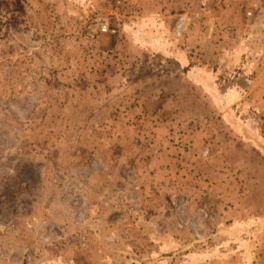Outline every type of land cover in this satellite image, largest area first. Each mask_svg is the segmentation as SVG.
<instances>
[{"label": "rangeland", "instance_id": "1", "mask_svg": "<svg viewBox=\"0 0 264 264\" xmlns=\"http://www.w3.org/2000/svg\"><path fill=\"white\" fill-rule=\"evenodd\" d=\"M263 18L0 0V195L8 162L36 173L0 196V264H264Z\"/></svg>", "mask_w": 264, "mask_h": 264}, {"label": "trees", "instance_id": "2", "mask_svg": "<svg viewBox=\"0 0 264 264\" xmlns=\"http://www.w3.org/2000/svg\"><path fill=\"white\" fill-rule=\"evenodd\" d=\"M12 160V159H11ZM10 160V161H11ZM4 174L7 176L8 186L1 189V195L4 199L1 202L2 210L9 209L16 193L21 191L20 186L26 183H33L36 181V173L34 172L33 163H27L19 160L16 164L8 162L4 165ZM14 185V187L12 186ZM3 191V194H2ZM5 199H7L5 201Z\"/></svg>", "mask_w": 264, "mask_h": 264}, {"label": "built area", "instance_id": "3", "mask_svg": "<svg viewBox=\"0 0 264 264\" xmlns=\"http://www.w3.org/2000/svg\"><path fill=\"white\" fill-rule=\"evenodd\" d=\"M104 2L113 3V5H115L117 8L121 5L122 0H104ZM250 15L251 13H248V16ZM109 20L110 18L108 15L95 16L93 19H91L90 24L88 25V36L90 41H94L99 35H105L111 32ZM262 22V28H264V18L262 19Z\"/></svg>", "mask_w": 264, "mask_h": 264}]
</instances>
